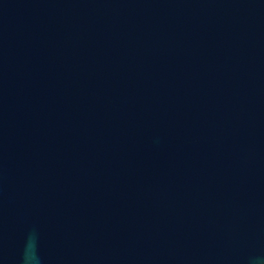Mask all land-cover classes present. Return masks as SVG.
Masks as SVG:
<instances>
[{
    "label": "water",
    "instance_id": "95a60500",
    "mask_svg": "<svg viewBox=\"0 0 264 264\" xmlns=\"http://www.w3.org/2000/svg\"><path fill=\"white\" fill-rule=\"evenodd\" d=\"M264 257V0H0V264Z\"/></svg>",
    "mask_w": 264,
    "mask_h": 264
},
{
    "label": "clouds",
    "instance_id": "9594fccd",
    "mask_svg": "<svg viewBox=\"0 0 264 264\" xmlns=\"http://www.w3.org/2000/svg\"><path fill=\"white\" fill-rule=\"evenodd\" d=\"M23 264H41L40 258L33 247L25 250L23 255ZM251 264H264V257H256Z\"/></svg>",
    "mask_w": 264,
    "mask_h": 264
}]
</instances>
